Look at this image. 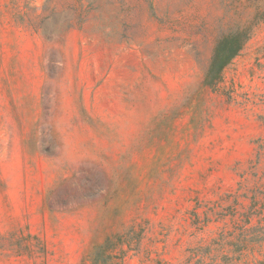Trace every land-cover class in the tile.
<instances>
[{
    "label": "rangeland",
    "instance_id": "rangeland-1",
    "mask_svg": "<svg viewBox=\"0 0 264 264\" xmlns=\"http://www.w3.org/2000/svg\"><path fill=\"white\" fill-rule=\"evenodd\" d=\"M0 264H264V0H0Z\"/></svg>",
    "mask_w": 264,
    "mask_h": 264
},
{
    "label": "trees",
    "instance_id": "trees-1",
    "mask_svg": "<svg viewBox=\"0 0 264 264\" xmlns=\"http://www.w3.org/2000/svg\"><path fill=\"white\" fill-rule=\"evenodd\" d=\"M222 46H224V44H221V46H219V68H220V70L222 69V68H224L229 62H230V60H231V56L230 57H227L226 55H225V51H224V49L222 48ZM241 49V46H239L236 50H235V52H238L239 50Z\"/></svg>",
    "mask_w": 264,
    "mask_h": 264
}]
</instances>
